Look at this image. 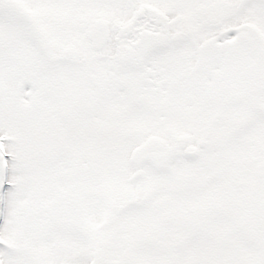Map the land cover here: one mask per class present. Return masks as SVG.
I'll use <instances>...</instances> for the list:
<instances>
[{
	"label": "snow or ice",
	"instance_id": "6c2138e0",
	"mask_svg": "<svg viewBox=\"0 0 264 264\" xmlns=\"http://www.w3.org/2000/svg\"><path fill=\"white\" fill-rule=\"evenodd\" d=\"M0 264H264V0H0Z\"/></svg>",
	"mask_w": 264,
	"mask_h": 264
}]
</instances>
